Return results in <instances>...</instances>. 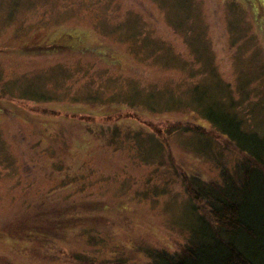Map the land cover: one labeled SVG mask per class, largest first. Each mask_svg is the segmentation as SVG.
I'll list each match as a JSON object with an SVG mask.
<instances>
[{"label": "rangeland", "instance_id": "1", "mask_svg": "<svg viewBox=\"0 0 264 264\" xmlns=\"http://www.w3.org/2000/svg\"><path fill=\"white\" fill-rule=\"evenodd\" d=\"M246 6L0 0V264H143L151 249L184 245L198 219L182 176L221 181L237 157L194 112L202 87L264 131V11L257 26ZM134 91L157 103L147 121L168 147L148 129L137 149L123 136L109 145L70 113L90 95ZM37 92L50 100L34 104ZM175 98L190 109L165 111ZM188 122L207 127L167 133Z\"/></svg>", "mask_w": 264, "mask_h": 264}, {"label": "trees", "instance_id": "2", "mask_svg": "<svg viewBox=\"0 0 264 264\" xmlns=\"http://www.w3.org/2000/svg\"><path fill=\"white\" fill-rule=\"evenodd\" d=\"M242 1L245 6H250L255 24L259 26L256 7L260 5L259 9L264 11V0ZM97 49L98 46L95 48L97 54L105 58L103 50ZM53 50L51 48L48 51ZM198 84L197 88H195L197 84L192 87L191 95L195 96L201 90L200 83ZM202 90L201 99L196 102L194 112L199 113L202 122L208 124L216 136L224 138L229 145L226 147L232 149V153L237 157L231 169L226 165L221 167V181L206 182L199 176L190 179L186 173L182 176L194 212L197 214V224L192 227L189 239L180 249L172 252L166 249H151L146 252L147 262L143 264H264V131L253 129L244 118V113L235 108L232 99L223 97V100L216 94L208 95L203 87ZM2 91L6 89L3 88ZM36 94L39 96L33 100L36 105L44 100L46 102L50 100L47 99L48 96L39 92ZM95 95L84 99V102L91 106L90 108H74L70 113L88 126L94 125L96 129L90 131L93 133L96 131L107 140L109 145L117 144L123 136L128 145L137 149L133 138H139L148 129L158 142L162 140L166 147L169 146L165 133L158 128L151 129L147 121L151 120L148 119L151 114L156 113L157 103H152L148 98L144 100L136 91L108 99ZM176 101L178 102H173L174 104L170 106L166 103L165 111L190 109L186 103H181L178 99ZM60 109L64 114L68 110L66 107ZM130 121L138 123L141 127L123 125ZM195 125L188 122L184 127L185 130L173 126L175 131L168 130L167 133L171 135L173 132L198 131L201 127H207ZM210 145L202 150V144L198 145L201 156L208 160H211L208 157L210 152H207ZM213 162L216 164L215 160ZM79 218L81 216H76L75 220ZM23 229L25 234L22 238L25 239L30 230L27 227ZM41 234L47 236L48 231Z\"/></svg>", "mask_w": 264, "mask_h": 264}]
</instances>
